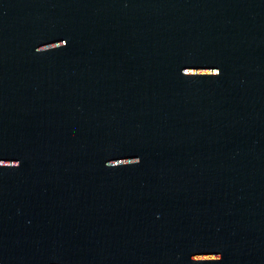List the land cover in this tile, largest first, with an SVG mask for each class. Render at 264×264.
<instances>
[{
    "label": "water",
    "instance_id": "1",
    "mask_svg": "<svg viewBox=\"0 0 264 264\" xmlns=\"http://www.w3.org/2000/svg\"><path fill=\"white\" fill-rule=\"evenodd\" d=\"M0 264H264V0H0Z\"/></svg>",
    "mask_w": 264,
    "mask_h": 264
}]
</instances>
